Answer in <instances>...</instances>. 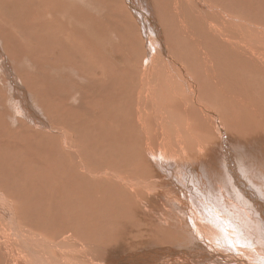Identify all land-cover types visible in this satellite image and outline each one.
<instances>
[{"label": "bare ground", "instance_id": "obj_1", "mask_svg": "<svg viewBox=\"0 0 264 264\" xmlns=\"http://www.w3.org/2000/svg\"><path fill=\"white\" fill-rule=\"evenodd\" d=\"M109 2L120 36L101 30L102 15L71 8L83 47L65 40L63 63L82 70L61 105L45 100L51 121L26 91L20 98L9 89L11 102L0 103V264H264V0ZM49 12L36 21L54 35L48 64L56 68L55 25L64 16ZM114 44L123 48L113 52ZM18 116L26 124L13 133ZM231 210L242 212L231 223L248 227L254 252L235 238L225 246L211 230ZM62 221L105 243L55 235ZM170 230L161 247L158 235Z\"/></svg>", "mask_w": 264, "mask_h": 264}, {"label": "rangeland", "instance_id": "obj_2", "mask_svg": "<svg viewBox=\"0 0 264 264\" xmlns=\"http://www.w3.org/2000/svg\"><path fill=\"white\" fill-rule=\"evenodd\" d=\"M62 1H63V3H62ZM62 1L58 0L57 3H54V0L53 1L49 0V2L40 1V0H16V1L15 0H10V1L9 0H7V1L6 0H0V20H1L0 21V53H2L4 55L3 58L8 59V67L5 66V68H9V67L11 68L12 74L14 76L18 77L17 81L20 83L19 85L23 89V90L21 89L22 91L19 90L18 94H16L17 90L16 91L13 90V86H12L13 84L11 82L10 77H8V73H6V72L2 73L3 71L0 68V85H1V87H0V100L2 99V101H0V103H4L3 99H6L7 97L11 102V99L9 98V95H11L10 93L15 92V95L21 96L20 98H22L23 97V94H22L23 91L24 92L26 91V93L31 95L32 97L36 96V98H38L35 102H34V100L36 98H32V101H33L35 106L37 105V106L43 107L44 111L42 112V114H44L46 119H48L49 121H51V119H52L51 118L52 114L50 112H48L51 110H49V109L47 110V107H48L47 105L49 103L47 101H53L55 104H58V100H59V105H61L63 100L61 99L60 94L68 93V95H70L73 92V91H70V89H72L71 83L72 82L76 83L75 82V79H76L75 75L77 74L76 69H81V65L75 66L73 69V72H69L68 68L63 63V58L69 53V49L65 48V46H64L65 40L76 41L83 47V42L79 41L77 38L79 34H82V28L80 26H83V24L79 23L77 25L75 23L74 18L71 15V8H76L75 6H78L81 10L84 9L85 14H87V15L93 14L94 17H98L99 15H102L103 18H105V22H106L105 23L104 21L103 22L101 21L102 23L100 25V28L102 31H104L106 34H108L111 32L112 27H113V28H115V29H113V30H115V32L117 30L116 34L118 33L119 36L122 34V33L121 34L119 33V31L122 32V29L119 25H118V27H116V26L114 27V25L110 24L107 20V17L111 16L110 14H111L112 10L110 8H114V7H112V6H114V4L112 2H109V1H113V0H68L69 2L67 0H62ZM96 1H99L98 2V5L100 4L99 6H95ZM105 1L107 2V5L105 4ZM4 2H5V5H4ZM32 2H33V4L34 3L35 4L33 5ZM90 2H92V3H90ZM11 3H12V5H11ZM59 3H60V5L63 4L65 6L67 3L69 6V12L62 13L61 7H57ZM70 3H72V5ZM20 4H22L24 6H22ZM78 4L81 5V7ZM82 4H85V5H82ZM110 5H111V7H110ZM28 6H30V8ZM41 6L43 7V9ZM94 8H97V10ZM157 8H159V5ZM108 9L110 11H108ZM63 10H64V7H63ZM99 10H101V11H99ZM44 12H47V13L49 12L50 17H51L52 13H53V15H55V13L57 14V15H55V18H59L61 16V14L64 16V19L57 20L56 25H55V30L58 33V35L56 36V46H55V50H54V65L56 68L51 66L52 64H50V65L48 64L49 60H52L51 59L52 51H51V54L49 52H50V49L52 50L54 48L53 42H52L54 35L49 36L50 33H47L46 31H44L40 27L39 23H41V16L39 19L40 21L39 20L36 21V15H38L39 13L43 14ZM107 12L108 13L110 12V13L108 14ZM158 12L162 13L161 10H158ZM31 15H33V16H31ZM28 16H29V18H28ZM85 17H88V18H86L87 22L90 25H92L91 16L85 15ZM15 18L17 19V21ZM263 22H264V20H263ZM48 28L51 31H53V27H48ZM110 28H111V30H110ZM84 30H86V28H84ZM119 36H118V38H120ZM48 37H50L51 39H49ZM50 40L52 43H50V42H49L50 44L47 43V44H49V45H47V49H43L44 52L42 51L45 54H43L42 52H40V53L34 52L35 49H38L37 45H39V46L41 45V48H42V45H45L46 42H48ZM121 41L125 42L124 38ZM122 42H120V43H122ZM42 43H44V44H42ZM115 45L116 44L112 45L113 52H116L117 49L123 48V44H119L120 46L118 44H117V46H115ZM50 47H52V48H50ZM59 54H61L60 60L57 58L59 56ZM101 54H102V56L104 55L103 50L101 51ZM41 55L44 57H42ZM79 64L80 63H78V65ZM10 68H9V71H10ZM118 71L119 70L113 71V72L110 71V72L115 73ZM70 77L72 78V80ZM21 78H22V80H21ZM79 84H81V83L79 82ZM9 89H11L12 92H10ZM35 90H36V92H35ZM33 94H34V96H33ZM45 100H47V101H45ZM11 107H12V105H11ZM11 113H12L11 116H13L14 115L13 110L11 111ZM16 118L17 117H15L14 119L17 120ZM21 118L22 117L18 116V120H17L18 124L16 123V126H15L16 128L14 127V129L12 130L13 133L21 127L20 124L21 125L26 124V122L23 120V118L22 119ZM74 124H75L74 126L77 125L76 120H74ZM83 140H87V142H88L87 138H84ZM88 150H89V142H88ZM13 152H14V150H13ZM110 152H112V150H110ZM100 163H101V160L99 161V163L97 165L99 166ZM248 164L253 166L252 162L251 163H243V165H245L246 169L249 166ZM28 180L31 181V183H32L31 179H28ZM27 191H28V189L26 190V192ZM16 211L19 212L18 209ZM241 215H242V212L235 213L234 210L232 211V213H224V214L218 213L217 219L210 223V228L213 231L214 235L218 238V240L220 242H222L225 246H229L231 243V240H233L235 238L237 240V244H238V247L240 250H242V251L249 250L251 252H254L253 248H251V246L249 245L248 240H247V235L249 233L248 227L246 225H241V224L239 225L237 220H235L233 223H231V218L236 217V219L241 220L243 217ZM135 222L139 223L138 221H135ZM140 224L142 226H144L142 223H140ZM147 227H149V226H147ZM146 230L148 231L149 228ZM40 232H42V231H40ZM111 232H113V231H111ZM175 232L176 231H174V230H170L166 234H159L158 237L161 240H163V244L160 246L165 247V245L168 243L169 239L174 235ZM54 234L55 235L56 234L68 235V236L74 238L75 240H77L83 246L89 247V248L101 249L99 242L103 241V240L101 241L100 239L95 240V239H89V238H85V240H83L75 228H73L72 230L67 229L65 226V223L63 221L61 223V227L58 228L54 232ZM105 238H109V239L114 240V238H112V236H107ZM113 245L115 246L116 244H113ZM258 245L264 246V243L260 242ZM119 252L120 251L117 247H115V248H104L101 250L99 256L106 258L107 255H109V254H117ZM69 264H76V263L71 260V262Z\"/></svg>", "mask_w": 264, "mask_h": 264}]
</instances>
